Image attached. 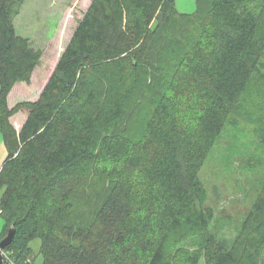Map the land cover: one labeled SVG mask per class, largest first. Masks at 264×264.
I'll use <instances>...</instances> for the list:
<instances>
[{"label": "trees", "instance_id": "trees-1", "mask_svg": "<svg viewBox=\"0 0 264 264\" xmlns=\"http://www.w3.org/2000/svg\"><path fill=\"white\" fill-rule=\"evenodd\" d=\"M25 1L0 0L4 264H31L35 239L43 264H172L183 231L199 248L178 264H264V185L228 245L208 232L199 178L227 126L264 155V0H195L192 15L174 0H91L38 98L10 107L42 57L14 27ZM88 175L102 187L83 213Z\"/></svg>", "mask_w": 264, "mask_h": 264}, {"label": "rangeland", "instance_id": "rangeland-1", "mask_svg": "<svg viewBox=\"0 0 264 264\" xmlns=\"http://www.w3.org/2000/svg\"><path fill=\"white\" fill-rule=\"evenodd\" d=\"M90 2L91 0L24 2L19 15L14 19V27L18 35L27 38L33 47L41 50L42 57L30 83H18L12 88L8 96L10 107L19 102L38 98ZM174 2L175 9L180 14L192 15L196 12L195 0ZM185 111H187L184 113L185 119L190 121L191 112ZM17 114L18 118L15 121L25 116L21 112ZM6 154L2 147L0 165ZM199 178L205 189L204 207L212 212L208 232L216 239L232 245L264 185V155L260 151L258 139L247 127H225L206 159ZM83 182L79 209L86 213L94 194L102 184L90 175L86 176ZM3 227L4 222L0 218V235ZM30 246L33 249L30 263L43 264L38 254L40 241L35 239ZM198 248V236L183 231L173 236L167 255L172 264H178L181 254L196 251Z\"/></svg>", "mask_w": 264, "mask_h": 264}, {"label": "water", "instance_id": "water-1", "mask_svg": "<svg viewBox=\"0 0 264 264\" xmlns=\"http://www.w3.org/2000/svg\"><path fill=\"white\" fill-rule=\"evenodd\" d=\"M14 236V228L11 227L8 229L6 235L0 240V264H4L3 252L4 249L10 244Z\"/></svg>", "mask_w": 264, "mask_h": 264}, {"label": "crops", "instance_id": "crops-1", "mask_svg": "<svg viewBox=\"0 0 264 264\" xmlns=\"http://www.w3.org/2000/svg\"><path fill=\"white\" fill-rule=\"evenodd\" d=\"M17 116H18V114L12 116L10 118V121H11L12 125L14 126V128L18 131L21 128V126L23 125V123L26 119V116H23L21 118V120L19 119V120L15 121L18 118ZM0 134H1V132H0ZM0 136H1V139H0V150H1V148L4 147V144H3L2 135H0ZM4 149H5V147H4ZM1 164H2V162H1Z\"/></svg>", "mask_w": 264, "mask_h": 264}, {"label": "built area", "instance_id": "built-area-1", "mask_svg": "<svg viewBox=\"0 0 264 264\" xmlns=\"http://www.w3.org/2000/svg\"><path fill=\"white\" fill-rule=\"evenodd\" d=\"M3 259L4 260H6L7 259V257H6V255H5V253L3 252Z\"/></svg>", "mask_w": 264, "mask_h": 264}]
</instances>
